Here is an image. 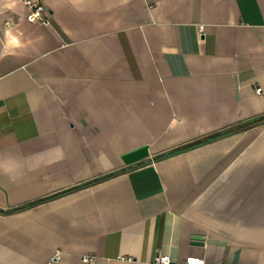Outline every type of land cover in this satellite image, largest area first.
<instances>
[{
	"label": "crops",
	"instance_id": "1",
	"mask_svg": "<svg viewBox=\"0 0 264 264\" xmlns=\"http://www.w3.org/2000/svg\"><path fill=\"white\" fill-rule=\"evenodd\" d=\"M30 1L0 0V264H264V0Z\"/></svg>",
	"mask_w": 264,
	"mask_h": 264
},
{
	"label": "built area",
	"instance_id": "2",
	"mask_svg": "<svg viewBox=\"0 0 264 264\" xmlns=\"http://www.w3.org/2000/svg\"><path fill=\"white\" fill-rule=\"evenodd\" d=\"M31 10L29 13V19L35 22L47 23L50 24L48 17L47 6L38 1H30ZM258 92L262 91V87L257 88ZM86 261H93L92 257H84ZM155 264H174L171 257L167 254H159L155 259ZM184 264H205L204 260L201 259H188Z\"/></svg>",
	"mask_w": 264,
	"mask_h": 264
},
{
	"label": "water",
	"instance_id": "3",
	"mask_svg": "<svg viewBox=\"0 0 264 264\" xmlns=\"http://www.w3.org/2000/svg\"><path fill=\"white\" fill-rule=\"evenodd\" d=\"M192 243L193 244H205V237L204 236H201V235H194L192 236Z\"/></svg>",
	"mask_w": 264,
	"mask_h": 264
}]
</instances>
